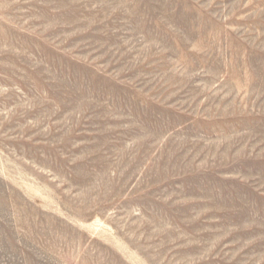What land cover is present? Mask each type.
Listing matches in <instances>:
<instances>
[{"label":"rangeland","instance_id":"obj_1","mask_svg":"<svg viewBox=\"0 0 264 264\" xmlns=\"http://www.w3.org/2000/svg\"><path fill=\"white\" fill-rule=\"evenodd\" d=\"M0 264H264V0H0Z\"/></svg>","mask_w":264,"mask_h":264}]
</instances>
